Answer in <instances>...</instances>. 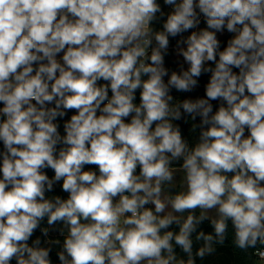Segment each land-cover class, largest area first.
I'll use <instances>...</instances> for the list:
<instances>
[{"label": "clouds", "instance_id": "clouds-1", "mask_svg": "<svg viewBox=\"0 0 264 264\" xmlns=\"http://www.w3.org/2000/svg\"><path fill=\"white\" fill-rule=\"evenodd\" d=\"M163 4L0 0V264H264V0Z\"/></svg>", "mask_w": 264, "mask_h": 264}, {"label": "trees", "instance_id": "trees-1", "mask_svg": "<svg viewBox=\"0 0 264 264\" xmlns=\"http://www.w3.org/2000/svg\"><path fill=\"white\" fill-rule=\"evenodd\" d=\"M158 3L161 4V6H162V8H163L165 13L170 11L169 6H165L163 4V0H158ZM155 27L157 29H160L162 27V24L158 23V24L155 25ZM230 38H231V34L227 33L220 40L221 41V50L223 49L224 46H226V42ZM177 39H180V37H177L175 39L170 38L169 52H168V55H166V57H165L166 66L170 70H175V71H178L179 68H177L175 60H173V58H172L175 50L170 49V48L176 45ZM209 63L211 64V62H209ZM212 66H214V65H212ZM209 77H210V73L203 74L199 78L198 87H196L190 93H177V92H175V90H173L172 94H173L174 98L183 100L185 98L196 99V98L204 97L205 88H206V84L208 82ZM98 83L103 84V83H106V82L100 81ZM109 95H111L110 91H109ZM136 95H137L136 102L138 103L139 102V91H137ZM213 104H214V106H218V102H213ZM72 114H74V110L68 112L67 115L62 120H58V123L60 124L59 131H60L61 135L64 134V131H63V123H64V121L67 120V119H70ZM182 126H183V129H184L185 136L188 137L191 140L196 134L189 135L190 125H182ZM2 150H3V145H2V142H0V151H2ZM88 167H90L91 170L97 171V174H98V168H96V166H88ZM46 171H47V174L49 175L50 178L52 176H54V172L51 169H48ZM47 195L49 197H51L53 195H60L62 197L60 192L58 190H56V189H55V191L53 193H48ZM41 227L42 228L43 227H47L46 220L42 222ZM204 229H205L206 232L212 231L211 227L208 225L207 222H205V224H204ZM40 235H41L40 231L37 230V232L35 233L33 239L36 236H40ZM41 238L44 239L43 237H41ZM48 239H50V240L59 239L61 241V243H62L63 237L59 234L57 236L48 237ZM56 251H58V246L54 245L53 246V252H52V259L54 261V264H59L58 259L56 257ZM203 264H247V262H246V257L244 256V254L233 251V247L230 244V238H229V242H227L225 246L219 247L217 249V252L213 256L207 257L206 260L203 262Z\"/></svg>", "mask_w": 264, "mask_h": 264}, {"label": "rangeland", "instance_id": "rangeland-1", "mask_svg": "<svg viewBox=\"0 0 264 264\" xmlns=\"http://www.w3.org/2000/svg\"><path fill=\"white\" fill-rule=\"evenodd\" d=\"M169 9H170V6H169ZM170 10H171V9H170ZM204 27H206V24L203 22V17H201V24L199 25V28H204ZM199 28H198V29H193V30H197V31H198ZM193 30H190V31H193ZM190 31L187 32V33H184L183 36L186 37L187 35H189V34H190ZM226 34H227V32H225L223 35L218 34V39L221 40V39L224 37V35H226ZM170 49L175 50L172 58H173V60H175V63H176V65H177V68H179L180 65L183 63V58L180 57V56H178V55L176 54V45L173 46V47H171ZM165 67L168 68V67L166 66V64H165ZM186 67H187V65H185V68H186ZM168 69H169V68H168ZM171 71H173V70H170V69H169V72H171ZM89 168H90V167L86 166V167H85V170H89ZM90 169H91V168H90ZM60 183L62 184V182H60ZM55 189L58 190V191L60 192V194L62 195V198H66V197H67V193H63V192L61 191L60 184H57V185L55 186ZM60 227H62V226L59 225V224H57V225L55 226V228H54L53 230L50 231V233H49V237L59 235L60 233H59L58 230H59Z\"/></svg>", "mask_w": 264, "mask_h": 264}]
</instances>
